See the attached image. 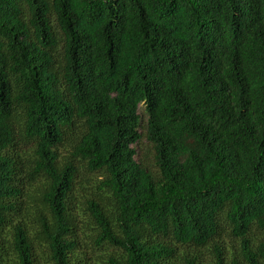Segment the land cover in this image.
<instances>
[{
    "label": "trees",
    "instance_id": "trees-1",
    "mask_svg": "<svg viewBox=\"0 0 264 264\" xmlns=\"http://www.w3.org/2000/svg\"><path fill=\"white\" fill-rule=\"evenodd\" d=\"M0 264H264V0H0Z\"/></svg>",
    "mask_w": 264,
    "mask_h": 264
},
{
    "label": "rangeland",
    "instance_id": "rangeland-1",
    "mask_svg": "<svg viewBox=\"0 0 264 264\" xmlns=\"http://www.w3.org/2000/svg\"><path fill=\"white\" fill-rule=\"evenodd\" d=\"M139 112L142 116L141 133H144L146 129L147 116L143 105L140 106ZM135 147L138 152L136 156L137 160L140 161L143 165L149 167L150 169L155 170L154 152L146 138H143L139 143L135 145ZM82 237L85 238L86 236L82 234Z\"/></svg>",
    "mask_w": 264,
    "mask_h": 264
}]
</instances>
